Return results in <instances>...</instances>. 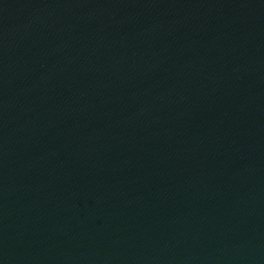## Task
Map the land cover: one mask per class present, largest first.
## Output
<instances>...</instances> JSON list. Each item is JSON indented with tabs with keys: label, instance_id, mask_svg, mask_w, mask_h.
Returning a JSON list of instances; mask_svg holds the SVG:
<instances>
[{
	"label": "water",
	"instance_id": "1",
	"mask_svg": "<svg viewBox=\"0 0 264 264\" xmlns=\"http://www.w3.org/2000/svg\"><path fill=\"white\" fill-rule=\"evenodd\" d=\"M0 264H264V0H0Z\"/></svg>",
	"mask_w": 264,
	"mask_h": 264
}]
</instances>
